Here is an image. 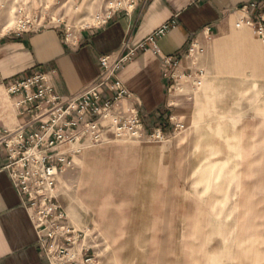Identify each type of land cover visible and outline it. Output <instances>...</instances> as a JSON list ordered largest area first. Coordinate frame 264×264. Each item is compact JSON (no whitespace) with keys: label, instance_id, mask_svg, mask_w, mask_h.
<instances>
[{"label":"crops","instance_id":"1","mask_svg":"<svg viewBox=\"0 0 264 264\" xmlns=\"http://www.w3.org/2000/svg\"><path fill=\"white\" fill-rule=\"evenodd\" d=\"M254 3L256 12L242 10ZM260 15L264 0H127L98 27L67 33L46 21L41 32L0 38V128L9 130L26 123L6 93L9 81L44 71L58 95L77 97L100 78L102 57L115 61L127 46L146 45L117 75L129 95L118 107L123 116L139 111L146 137L117 141L109 133L106 144L74 155L56 183L75 264L86 255L101 264H207L223 252L220 235L253 228L256 211L264 216V47L256 32L238 31ZM172 21L156 45L148 42ZM250 36L238 45L241 58L217 54ZM192 44L202 52L188 55ZM198 71L205 75L197 95L188 84L189 98L175 92L171 74L186 82ZM116 95L104 88V100ZM239 100L254 103L241 108ZM171 115L185 124L175 138ZM160 126L169 138L162 143L148 137ZM6 165L0 148V264H49Z\"/></svg>","mask_w":264,"mask_h":264},{"label":"built area","instance_id":"2","mask_svg":"<svg viewBox=\"0 0 264 264\" xmlns=\"http://www.w3.org/2000/svg\"><path fill=\"white\" fill-rule=\"evenodd\" d=\"M126 2L120 0L115 12L122 11ZM129 2L132 4L133 0ZM258 8L259 4L254 3L244 6L242 10L256 12ZM21 18L18 27L5 34H2L4 30L1 28L0 18V38L14 33H38L44 29L41 17ZM245 25L254 26L264 43L263 15L246 21ZM174 26L175 21L163 25L149 37L148 42L156 45ZM68 32L70 29H67ZM145 48V43L132 49L127 46L128 53L115 61L107 56L102 57L100 64L103 70L100 78L77 97L58 95L44 71L17 77L4 86L9 97L18 99L15 106L18 115L26 119V123L15 130L0 128V148L4 150L7 159L5 169L31 212L49 264H75V256L70 252L74 230L68 226L67 215L56 204L55 196L60 175L74 166V155L106 144L109 133L117 141H141L146 137L144 123L137 109H131L127 116L122 115L118 104L129 95L117 79L118 73L133 60L136 52ZM196 52L202 50L192 44L188 55ZM178 63L177 58L166 60V66L171 69L176 68ZM204 75L203 71H198L194 75L195 80H189L192 77L190 75L186 82H176L175 75L171 74L175 81V92L182 94L187 84L192 89L198 88ZM105 87L116 91V97L104 100ZM167 121L173 125V138L185 131V124L178 117L171 115ZM103 122H109L111 126L104 127ZM148 137L158 143L169 139L164 126L154 128ZM75 145L81 148L73 151L72 147ZM82 264L101 263L95 255H86Z\"/></svg>","mask_w":264,"mask_h":264},{"label":"rangeland","instance_id":"3","mask_svg":"<svg viewBox=\"0 0 264 264\" xmlns=\"http://www.w3.org/2000/svg\"><path fill=\"white\" fill-rule=\"evenodd\" d=\"M119 2L120 0H0L1 28L4 30L8 26V30L3 31L2 34L15 30L18 27V21L22 19L21 17H41L44 23L52 21L54 24L61 26L62 29H70L72 32L98 27L118 9ZM241 30L257 33L254 26L242 25V28L238 31ZM250 38L251 36L247 38L236 37L235 40L229 42L232 46L223 47L224 50L228 49L229 51H220L217 54L223 53V56H226L227 59H239L243 56V53L237 51V49H240L238 45L250 44ZM260 43L264 47L263 42ZM189 90L194 95L199 92L198 88ZM189 93L190 91L185 88L182 94L188 95ZM255 102L259 109H262L263 101L258 100ZM238 103L241 108H248L253 105L254 101L239 100ZM254 220L253 228L232 227L229 229L228 235H220L223 252L217 258L208 260L207 264H264L263 213L256 211ZM239 223L241 224L240 221ZM252 232L253 237H247V234L250 235Z\"/></svg>","mask_w":264,"mask_h":264},{"label":"bare ground","instance_id":"4","mask_svg":"<svg viewBox=\"0 0 264 264\" xmlns=\"http://www.w3.org/2000/svg\"><path fill=\"white\" fill-rule=\"evenodd\" d=\"M7 27H8V26H6V27L4 28V31H5V30H8Z\"/></svg>","mask_w":264,"mask_h":264}]
</instances>
